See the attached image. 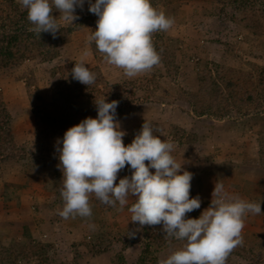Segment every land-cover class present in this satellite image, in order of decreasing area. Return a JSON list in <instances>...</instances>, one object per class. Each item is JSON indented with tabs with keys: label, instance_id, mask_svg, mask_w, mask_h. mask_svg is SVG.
Wrapping results in <instances>:
<instances>
[{
	"label": "rangeland",
	"instance_id": "1",
	"mask_svg": "<svg viewBox=\"0 0 264 264\" xmlns=\"http://www.w3.org/2000/svg\"><path fill=\"white\" fill-rule=\"evenodd\" d=\"M14 1L20 9H25L19 0ZM150 2L174 18V24L168 31L157 33L165 43L173 42L169 44L177 48V74L173 75L159 63L152 70L130 78L123 69L108 64L103 56L99 61L95 60L87 37L91 30H96L98 17L88 11L89 5L85 0L83 9H76L75 15L79 18L73 23L58 20L71 32L54 60H26L13 69L0 70V92L10 114L14 141L26 151L35 152L37 126L25 87L28 77L34 80L41 95L49 100L55 67L65 64L74 67L81 58L87 67L98 63L109 81L150 78L155 73L158 88L151 84L147 86L149 90L137 88L136 110L118 119L121 129L127 133L123 137L124 144L130 143V132L142 126L144 120L151 123L154 134L161 140L174 144L171 154L185 170L193 173L190 198L199 195L201 199V207L187 213V218H199L210 205L216 181L223 183L229 194L239 195L250 202H261L259 215L247 214L242 230L243 244L231 252L226 264H264V103L259 106L255 101L241 104V110L238 104H230L227 115H217L224 111L222 109L216 114L198 116L184 93V90H196L197 69L205 62L213 75L222 72L221 66L237 70L234 78L239 77L243 89L255 92L258 81H264V76H259L264 67V27L262 33L254 35L243 27L239 19L243 13L253 10L264 23V0ZM8 4V0H0L3 18L9 12ZM85 51L87 56L83 55ZM145 83L144 80L142 84ZM182 131L185 135L176 137L181 136ZM60 140V135L51 140L48 160H0V246H8L13 238H32L53 244L55 255L52 250L50 252L52 264H139V256L147 240L145 228L148 227L149 233H159L162 225L141 227L132 223L128 208L135 198L130 196L123 210H119L117 204L114 210L106 211L92 195L90 218L63 219L58 214L63 208L60 195L63 174L58 152L62 147L58 144ZM126 169L131 171L130 166ZM150 171L154 172V169ZM125 176H131V172L122 169L116 183ZM129 232H135V236H129ZM183 243L175 240L170 246L159 249L156 254L158 260L181 248ZM20 264L34 262L24 260Z\"/></svg>",
	"mask_w": 264,
	"mask_h": 264
},
{
	"label": "clouds",
	"instance_id": "2",
	"mask_svg": "<svg viewBox=\"0 0 264 264\" xmlns=\"http://www.w3.org/2000/svg\"><path fill=\"white\" fill-rule=\"evenodd\" d=\"M27 10L30 28L40 36L50 33L54 38L60 31L58 17L73 23L79 17L76 9L84 7L85 0H19ZM88 11L96 15V30L90 32L87 43L93 42L110 65L123 69L128 77L146 73L161 60L152 35L168 31L174 18L153 7L150 0H87ZM59 16H53V11ZM84 56L88 52L83 53ZM74 80L84 85L95 83L96 76L83 58L71 70ZM97 117H87L66 130L58 144L59 167L63 174L60 195L63 219L90 218V198L95 196L119 210L128 208L131 222L141 227L162 225L166 239L183 241L158 264H226L231 252L243 244L242 230L248 213L259 215L261 202H250L239 195L229 194L223 183L216 181L210 205L199 218H187L201 207L199 195L190 198L193 173L177 163L174 144L154 134L149 121L127 146V134L116 119L118 101L95 102ZM147 161V164H146ZM130 166L131 176L117 181L118 173ZM154 169V172L150 171ZM134 237L135 232H129Z\"/></svg>",
	"mask_w": 264,
	"mask_h": 264
},
{
	"label": "trees",
	"instance_id": "3",
	"mask_svg": "<svg viewBox=\"0 0 264 264\" xmlns=\"http://www.w3.org/2000/svg\"><path fill=\"white\" fill-rule=\"evenodd\" d=\"M8 3L9 12L4 15L5 18L0 13V70L13 69L26 60L39 62L54 60L59 55L61 44L67 41L71 29L60 25L58 22L60 31L55 38L47 32H42L39 36L29 30L34 26L27 19V10L20 9L14 0H8ZM244 7L243 5L242 8ZM52 14L55 17L59 16V12L55 9ZM57 19L59 20V17ZM239 21L244 28L254 35L263 32L261 30L264 23L256 17L253 10L243 13ZM152 36L153 45L161 56L160 63L169 72L176 75L179 69L175 61L177 48L169 44L173 42L165 43L159 33H154ZM90 50L95 60L99 61L102 58L100 56H103V54L97 50L94 42L90 45ZM217 67L219 66L216 65ZM72 68L67 64L55 67L53 70L55 78L50 85L49 100L41 95L32 78L28 77L26 79L25 87L28 101L37 126L34 136V153L26 151V148L14 141L10 126V114L0 92V160H12L14 158H30L33 160L43 158L48 160L50 159L47 154L50 151L49 145L56 135L63 138L68 128L77 125L87 117H97L96 101L101 98H106V102L109 103L113 100L118 101L116 109V119L118 120L136 110L137 88L146 87L147 89V86H150L149 84L153 85L155 89L159 86L155 73H152L150 78L109 81L105 79L98 63L88 67L95 74L96 80L95 83L87 86L72 78ZM220 68L222 72L213 75L207 62H205L197 69L198 82L196 90L191 92L184 90L188 102L198 116L205 113L216 114L218 110L221 111L222 109L224 111L217 113V115H227L230 111L228 107L230 104H238V109H240L241 104H249L251 101H255L254 103L257 106L263 105L264 81H258L255 85V92L246 91L240 85L239 77L234 78L237 70L226 69L223 66ZM259 76H264V67L261 68ZM144 80L146 83L143 85ZM32 86L33 89H31ZM259 87L260 89L257 91ZM241 91H244V93H241ZM141 127H137L130 132V143ZM184 135V131H182L181 136L176 137L180 138ZM126 168L127 166L124 171L130 173L131 171ZM97 202L106 211L118 207L108 206L98 199ZM144 232L147 234V240L140 253L139 264H157L156 254L158 250L170 246L175 239H166L163 232L153 233L151 231L149 233L148 227L145 228ZM51 250L55 255L52 243H42L32 238H29V240L13 238L8 246H0V264H20L24 260L28 263L34 262V264H52Z\"/></svg>",
	"mask_w": 264,
	"mask_h": 264
}]
</instances>
